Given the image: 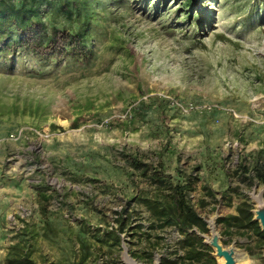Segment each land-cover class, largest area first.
<instances>
[{"label":"rangeland","instance_id":"obj_1","mask_svg":"<svg viewBox=\"0 0 264 264\" xmlns=\"http://www.w3.org/2000/svg\"><path fill=\"white\" fill-rule=\"evenodd\" d=\"M97 2L90 60L45 64L23 49L0 57V264L11 254L76 264L80 227L91 247L84 264H127L125 254L183 264L182 234L154 227L136 199L156 189L130 155L154 166L160 156L175 179L190 177L188 199L209 232L193 229L206 244L212 220L224 247L264 264L255 236L223 235L216 223L234 213L236 193L253 203V214L252 193L264 198V185L234 173L240 156L264 148L261 7L198 0L187 12L182 0ZM39 191L49 195L50 226ZM118 213L127 217L119 248L108 234L118 230Z\"/></svg>","mask_w":264,"mask_h":264},{"label":"trees","instance_id":"obj_2","mask_svg":"<svg viewBox=\"0 0 264 264\" xmlns=\"http://www.w3.org/2000/svg\"><path fill=\"white\" fill-rule=\"evenodd\" d=\"M198 0H182L181 11H192ZM253 12L261 7V18H264V0H256ZM97 0H0V57L7 61L18 50L31 53L37 60L48 64L60 59L88 61L93 56L91 49L90 24L95 19L93 5ZM180 10V9H179ZM252 13V12H251ZM161 102V101H160ZM144 106V101L140 102ZM142 112V111H140ZM135 113L138 114L137 111ZM77 120L72 121L77 126ZM157 165L146 163L137 155L128 156L129 164L147 176L156 192L152 195H138L141 203L153 218L154 227L173 226L182 239L179 246L183 249V264H217L213 255L214 249L203 241L198 234L209 232L206 221L197 213L188 199V192L193 182L190 177L184 179L173 177L166 172L163 159L158 156ZM234 173L246 180L249 186L264 185V148L254 149L240 156ZM208 195L215 200L213 191L203 186ZM230 189H225L222 196L230 201ZM235 192V191H234ZM237 192V191H236ZM40 213L44 226H50L47 218L48 196L38 192ZM234 206V213L217 218L222 234H251L256 237L260 247H264V230L254 219L253 203L243 193ZM202 204L205 202L202 200ZM127 217L118 213L115 219L117 229L109 231L111 246L120 247V232ZM80 233V234H79ZM79 256L76 264H84L91 255V247L85 237V228H79ZM7 264H37L28 254H11L6 259Z\"/></svg>","mask_w":264,"mask_h":264},{"label":"bare ground","instance_id":"obj_3","mask_svg":"<svg viewBox=\"0 0 264 264\" xmlns=\"http://www.w3.org/2000/svg\"><path fill=\"white\" fill-rule=\"evenodd\" d=\"M252 198L255 202V209H254V214L257 215H264V198H262L261 193H252ZM209 226H210V234L206 236V240L209 243H216L215 245H220L221 240H220V235L216 231L213 221H209ZM224 247L223 245H221ZM228 250H231L233 253V256L235 258V263L237 264H248L247 257L243 253H240L238 249L233 245L230 247H225ZM215 253H216V248L214 247ZM218 263L223 264L224 263V257L220 255H215ZM125 261L127 264H143L141 262L136 261L135 259H132L129 255H124ZM154 264H160L159 262V257H156V261Z\"/></svg>","mask_w":264,"mask_h":264},{"label":"water","instance_id":"obj_4","mask_svg":"<svg viewBox=\"0 0 264 264\" xmlns=\"http://www.w3.org/2000/svg\"><path fill=\"white\" fill-rule=\"evenodd\" d=\"M262 196V193H261ZM254 219L259 222V225L262 230H264V215H255L254 214ZM208 242V241H207ZM208 244L211 247L216 248V253L214 252L215 255H220L224 257V263L223 264H235V258L233 256V253L231 250L226 249L225 247H222V243L220 245H215L216 243H209Z\"/></svg>","mask_w":264,"mask_h":264}]
</instances>
